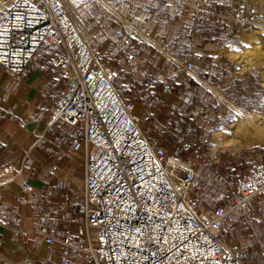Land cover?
<instances>
[{
    "label": "built area",
    "instance_id": "1",
    "mask_svg": "<svg viewBox=\"0 0 264 264\" xmlns=\"http://www.w3.org/2000/svg\"><path fill=\"white\" fill-rule=\"evenodd\" d=\"M141 5L149 10L141 24L146 30H139L145 38L151 37L153 29L165 35L188 17L181 39L193 37L209 23L228 40L261 17V10L247 0H237L230 17L215 0H141ZM84 11L89 13L87 7ZM46 41L63 49L64 56L56 57L53 66L67 80L64 89L50 98L53 117L76 130L72 150L82 149L85 154L83 225L74 235L56 237L47 228L46 216H40L33 229H25L20 220L11 222L6 207L0 205V227L22 237L40 236L48 244L58 243L70 256L83 253L92 264H245L244 251L225 238L238 232L255 238L253 224L264 221V149H249L261 160L249 162L235 179L228 203L203 213L188 200L199 188V165L209 171L205 187L218 182L225 189L228 178L214 172L221 151L209 143V123L216 117L212 106L206 113L198 105L192 111L202 131L201 148L185 144L190 149L186 160L169 156L158 142L147 139L134 105L117 88V70L101 62L66 0H15L0 21V66L22 75ZM135 45L141 41L137 39ZM194 60L200 61L201 56L188 51L181 60H173L171 71L155 73L169 95H175L176 76H186L185 85L194 78ZM126 61L135 75L140 74L133 51L126 54ZM217 75L222 78L224 71ZM132 83L128 80L124 89L129 90ZM183 116L184 111L176 109L173 122ZM11 173L4 170L5 175ZM22 189L32 192L27 183ZM259 257L262 263L255 258L252 264H264V247ZM66 261L64 256L62 263Z\"/></svg>",
    "mask_w": 264,
    "mask_h": 264
},
{
    "label": "crops",
    "instance_id": "2",
    "mask_svg": "<svg viewBox=\"0 0 264 264\" xmlns=\"http://www.w3.org/2000/svg\"><path fill=\"white\" fill-rule=\"evenodd\" d=\"M14 2L0 0V21ZM66 6L101 62L110 63L123 77V87L128 80H133L126 91L137 101L125 98L134 105V114L141 121H149L159 135L169 133V123L176 109L184 112L191 107L192 111L195 109L193 94L213 97L212 89L216 90V86H211L206 93L197 79L219 78L217 72L228 68L225 40L218 30L214 36L212 26L201 28L203 32L193 37L181 39V30L188 26L187 17L176 22L167 34L161 35L158 29H153L151 37L145 38L139 30H146L141 24L149 10L141 5V0H66ZM226 15L230 17L228 13ZM137 39L141 45L136 47ZM130 51L137 57L138 75L126 61ZM188 51L201 56L200 61H193V80L197 85L188 94H179L176 88L175 95H169L155 73L171 71L173 60H181ZM60 56H64L63 49L46 41L22 75L16 76L0 66V205L6 207L11 222L20 220L25 229H33L38 225L39 217L46 216L47 228L56 237L77 233L83 225L85 201L84 150H72L76 130L53 117L50 102L53 95L64 89L67 81L53 66V60ZM120 59L122 64L118 63ZM175 78L180 84L186 76ZM186 87L189 88V84ZM163 99H166L165 103ZM157 101L162 103L159 105ZM246 118L254 122L250 123ZM260 119L264 120V116L259 113L250 116L239 112L229 133L215 130L210 134L213 145L237 149L263 142L264 121ZM158 140L152 137L150 142ZM159 143L163 145L161 141ZM260 160L261 156L257 154L252 161ZM5 169L12 173L5 175ZM25 183L32 186L31 193L23 192ZM48 192L53 194L47 196ZM21 198L23 203L19 201ZM64 256L67 261L62 263ZM0 264L92 262L83 253L68 255L58 243L48 244L43 237H22L0 227Z\"/></svg>",
    "mask_w": 264,
    "mask_h": 264
},
{
    "label": "rangeland",
    "instance_id": "3",
    "mask_svg": "<svg viewBox=\"0 0 264 264\" xmlns=\"http://www.w3.org/2000/svg\"><path fill=\"white\" fill-rule=\"evenodd\" d=\"M217 1V0H215ZM222 3L223 8L231 15L232 10L237 0H218ZM252 5H255L261 10L262 17L258 22L251 27L248 31L231 35L228 40H225L226 48V66L222 78H212L209 80L206 77H200L199 84L203 87L202 90L206 91L211 86H216L213 90V97L203 95V104L198 105L207 111V107L212 106L215 111L216 117L211 119L209 123L208 133H213L215 130H221L225 133L231 131V124L239 116V112L247 115H254L256 113L264 116V0H247ZM72 15V14H71ZM247 38H246V37ZM242 67L245 68L242 70ZM244 75V76H243ZM241 76L243 77L242 79ZM116 85L122 97L130 98L131 102H136L137 99L134 95L127 93L123 87V77L117 76ZM211 95V94H210ZM126 99V98H125ZM127 100V99H126ZM166 99H163L165 103ZM160 105L162 102L157 101ZM167 102V101H166ZM191 105V104H190ZM194 105L193 108H196ZM261 122L264 121L260 119ZM149 121H141L140 126L142 129L147 130L146 137L150 141L153 137L162 142V147L165 149L169 156L175 154V146L171 142L173 137L172 132L168 129L169 133L159 135L157 130L148 124ZM254 122V121H253ZM148 124V125H147ZM213 139L209 136V143L213 144ZM160 144V143H159ZM254 150L260 151L264 148V141L253 145ZM257 147V148H256ZM220 148V147H218ZM250 146H239L233 149L229 146H222L221 161L216 166L224 176L225 169L229 162L235 161L234 167H238L244 171L250 161L257 156V152H250ZM234 167L232 169H234ZM233 171V170H232ZM207 169L200 164L198 167L199 174V188L194 190L189 196L188 200L194 204L197 210L203 213L209 212L214 206L220 204L225 205L231 198L232 184L235 180L234 174L226 179L225 189L220 188L218 182L214 183L212 187H205ZM237 174L238 171H233ZM233 178V179H232ZM206 189V190H205ZM208 193V197L204 194ZM253 230L257 234L255 238H249L247 232H238L232 236L225 238L228 244L233 245L235 248L244 251L245 264H252L256 258V262L262 263V259L258 258V253L261 247H264V221H257L253 224Z\"/></svg>",
    "mask_w": 264,
    "mask_h": 264
},
{
    "label": "trees",
    "instance_id": "4",
    "mask_svg": "<svg viewBox=\"0 0 264 264\" xmlns=\"http://www.w3.org/2000/svg\"><path fill=\"white\" fill-rule=\"evenodd\" d=\"M211 26L209 23H207L205 26L198 28V33L203 32L201 28ZM212 32L214 36L217 34V29L212 26ZM216 33V34H215ZM189 88L186 87L184 82H181L177 85V92L180 94L181 92H185L188 94L190 90H194L193 86H196L197 84L194 82L193 79L188 80ZM203 97V96H202ZM200 95L193 94L192 96V103L193 106L196 104H203V100ZM175 113L172 116V121L169 123V129L173 133V137L171 138V142L173 146H175V154L178 157H181L183 159H188L189 151L190 149L184 148L185 144H189L191 146V149H200V139L202 135V131L200 127L197 124V118L192 116V107L190 109H187V111L184 112V116L182 118L177 119V123L175 124L173 120H175ZM232 166H234L233 163H229L227 168L225 169L224 174H227L228 177H230L231 174L235 175V180L237 177L241 175L243 172L238 167H234L232 169ZM238 171L237 174H235L233 171ZM214 172L220 173L219 169L217 171L216 167L214 169Z\"/></svg>",
    "mask_w": 264,
    "mask_h": 264
},
{
    "label": "bare ground",
    "instance_id": "5",
    "mask_svg": "<svg viewBox=\"0 0 264 264\" xmlns=\"http://www.w3.org/2000/svg\"><path fill=\"white\" fill-rule=\"evenodd\" d=\"M263 11H264V9H263ZM261 17H262V16H261ZM249 29H251V28H249ZM249 29H246L245 31H248ZM245 31H244V32H245ZM246 119H247V121H249L250 123H251V122L253 123V121H254L253 119H250V118H246ZM213 146H214V145H213ZM214 147H215V146H214Z\"/></svg>",
    "mask_w": 264,
    "mask_h": 264
}]
</instances>
